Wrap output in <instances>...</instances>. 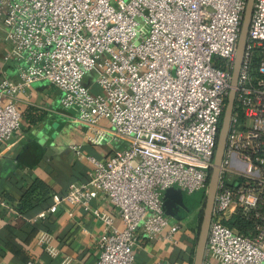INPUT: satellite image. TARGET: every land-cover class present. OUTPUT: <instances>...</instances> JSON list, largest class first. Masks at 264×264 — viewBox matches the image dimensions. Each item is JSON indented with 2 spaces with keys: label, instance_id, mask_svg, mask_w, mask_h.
<instances>
[{
  "label": "built area",
  "instance_id": "obj_1",
  "mask_svg": "<svg viewBox=\"0 0 264 264\" xmlns=\"http://www.w3.org/2000/svg\"><path fill=\"white\" fill-rule=\"evenodd\" d=\"M245 5L0 0L7 60L18 71L17 83H0V143L19 129L17 96L38 82L62 93L78 124L95 131L104 120L126 142L104 161L91 159L89 179L52 195L36 216L67 203L99 219L91 202L101 194L120 228L103 219L95 264H133L139 233L154 240L168 231L171 239L179 227L163 214L166 189H207ZM90 75L96 92L84 84ZM237 214L252 222L248 235L225 224ZM50 240L42 234L38 245L52 255ZM202 264H264V0L253 4Z\"/></svg>",
  "mask_w": 264,
  "mask_h": 264
},
{
  "label": "crops",
  "instance_id": "obj_2",
  "mask_svg": "<svg viewBox=\"0 0 264 264\" xmlns=\"http://www.w3.org/2000/svg\"><path fill=\"white\" fill-rule=\"evenodd\" d=\"M9 45L0 21V83L18 82L16 64L7 60ZM91 91L98 88L92 75L84 80ZM62 93L46 82H38L16 98L21 114L19 129L7 143H0V264H95L104 218L120 228L119 215L101 194L91 207L101 218L81 207L62 203L43 220L38 213L52 204V195H64L71 184L84 183L92 170L91 159L104 161L125 147L111 133L106 121L95 131L73 119V112L60 105ZM105 134V135H104ZM39 185L27 198L23 196ZM188 194L177 186L162 193L163 214L178 225L171 239H147L139 233L133 248V264H192L203 197ZM42 234L50 236L48 254L38 245Z\"/></svg>",
  "mask_w": 264,
  "mask_h": 264
},
{
  "label": "water",
  "instance_id": "obj_3",
  "mask_svg": "<svg viewBox=\"0 0 264 264\" xmlns=\"http://www.w3.org/2000/svg\"><path fill=\"white\" fill-rule=\"evenodd\" d=\"M253 4L254 0H246L236 46L235 60L231 71L230 88L227 94L226 104L221 119V125L217 135L213 163L209 172L208 186L203 197V203L201 207L202 215L197 233V241L192 264H202L204 260L208 230L211 221L214 200L218 189L220 172L224 152L226 149L227 136L234 112L237 82L245 54L248 30L253 11Z\"/></svg>",
  "mask_w": 264,
  "mask_h": 264
},
{
  "label": "trees",
  "instance_id": "obj_4",
  "mask_svg": "<svg viewBox=\"0 0 264 264\" xmlns=\"http://www.w3.org/2000/svg\"><path fill=\"white\" fill-rule=\"evenodd\" d=\"M210 172V171H209ZM39 185L35 184L24 196V198H27L31 192H33ZM201 215L199 216V221L201 220ZM231 230L236 232L239 235H248L251 229L252 222L249 220H246L244 217H242L240 214L235 215L232 220L227 221L225 223Z\"/></svg>",
  "mask_w": 264,
  "mask_h": 264
},
{
  "label": "rangeland",
  "instance_id": "obj_5",
  "mask_svg": "<svg viewBox=\"0 0 264 264\" xmlns=\"http://www.w3.org/2000/svg\"><path fill=\"white\" fill-rule=\"evenodd\" d=\"M205 192H206V190H202V191H200V193H201V199H202V197H204V194H205Z\"/></svg>",
  "mask_w": 264,
  "mask_h": 264
}]
</instances>
